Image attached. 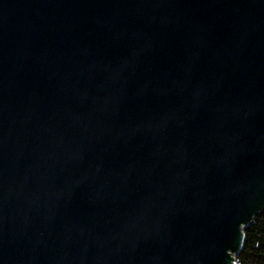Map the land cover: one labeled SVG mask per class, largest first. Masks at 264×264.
Returning a JSON list of instances; mask_svg holds the SVG:
<instances>
[{
    "label": "water",
    "instance_id": "1",
    "mask_svg": "<svg viewBox=\"0 0 264 264\" xmlns=\"http://www.w3.org/2000/svg\"><path fill=\"white\" fill-rule=\"evenodd\" d=\"M264 211V0H0V264H237Z\"/></svg>",
    "mask_w": 264,
    "mask_h": 264
},
{
    "label": "trees",
    "instance_id": "2",
    "mask_svg": "<svg viewBox=\"0 0 264 264\" xmlns=\"http://www.w3.org/2000/svg\"><path fill=\"white\" fill-rule=\"evenodd\" d=\"M244 232V247L236 257L237 264H264V211Z\"/></svg>",
    "mask_w": 264,
    "mask_h": 264
}]
</instances>
